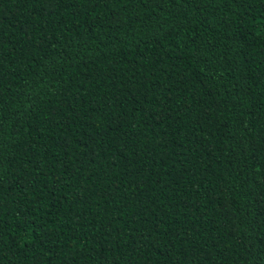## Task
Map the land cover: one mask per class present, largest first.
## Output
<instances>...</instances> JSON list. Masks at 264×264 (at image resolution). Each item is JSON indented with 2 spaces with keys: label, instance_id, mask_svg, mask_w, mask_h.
Wrapping results in <instances>:
<instances>
[{
  "label": "trees",
  "instance_id": "trees-1",
  "mask_svg": "<svg viewBox=\"0 0 264 264\" xmlns=\"http://www.w3.org/2000/svg\"><path fill=\"white\" fill-rule=\"evenodd\" d=\"M0 264H264V0H0Z\"/></svg>",
  "mask_w": 264,
  "mask_h": 264
}]
</instances>
